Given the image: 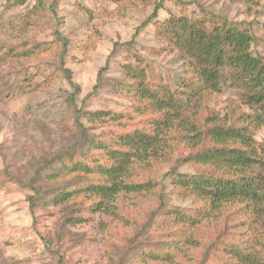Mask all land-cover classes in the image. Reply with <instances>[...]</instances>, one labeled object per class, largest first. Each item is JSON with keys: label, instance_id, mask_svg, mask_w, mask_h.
<instances>
[{"label": "trees", "instance_id": "1", "mask_svg": "<svg viewBox=\"0 0 264 264\" xmlns=\"http://www.w3.org/2000/svg\"><path fill=\"white\" fill-rule=\"evenodd\" d=\"M13 1L24 3L7 0ZM48 1L40 0L39 10H46ZM54 6L55 2L52 11ZM164 6L163 0L157 3L153 16L139 29L157 26V36L167 44L161 51L149 47L156 56L170 47L174 49L170 54L179 52L183 70L176 85L157 83L147 59L139 58L138 74L130 69L129 77L120 83L129 110L116 116L111 111L76 108L73 122L58 134L59 142L46 150L45 161L29 183L19 184L28 191L26 200L35 222L40 206L63 208L59 230L42 237L51 251L54 244L64 242L69 227L108 211L122 194L145 193L149 207L138 210L137 216L131 211L129 223L121 227L126 232L118 239L125 247L114 264H264V229L258 231L256 226L264 217V162L254 140L264 125V56L253 54V25L228 22L203 7L202 19L196 23L186 18L158 21ZM61 41L59 69L76 87V94L79 88L65 67L70 41ZM26 47L20 58L35 55ZM109 68L107 64L102 71ZM102 77L100 72L96 90L102 87ZM225 86L241 89V99L255 110L254 117L222 116L209 108L210 96ZM133 112L142 119L125 123ZM189 113H194L192 120L185 116ZM100 128L103 132L96 134ZM169 134L174 142L166 145ZM162 145L180 155L170 160L167 178L159 174L155 159ZM186 166L198 170L181 172ZM167 179L172 196L192 201L193 208L166 202ZM235 205H241L242 211L233 219L227 207ZM123 213L121 207L116 214L123 220ZM241 216L244 222L239 221ZM196 250L201 254L193 255Z\"/></svg>", "mask_w": 264, "mask_h": 264}, {"label": "rangeland", "instance_id": "2", "mask_svg": "<svg viewBox=\"0 0 264 264\" xmlns=\"http://www.w3.org/2000/svg\"><path fill=\"white\" fill-rule=\"evenodd\" d=\"M160 1L49 0L46 10H39L40 0H24L23 4L0 0V264H114L113 260L120 257L125 246L118 236L126 232L122 233L121 227L129 223L131 211L137 216L138 210L149 207L145 193L122 194L108 211L92 214L85 223L69 227L64 242L54 244L51 251L42 237L53 236L59 230L63 208L42 205L36 209L35 222L26 200L28 191L19 182L29 183L36 168L45 161L46 150L59 142L58 134L73 122L76 108L85 112L111 111L113 115L129 110L130 101L120 83L129 77L130 69L138 74L140 59H147L146 65L155 71L151 73L157 83L176 85L183 70L179 52L170 54L174 50L170 47L162 56H156L149 47L161 51L167 44L157 36V26L139 29L153 16ZM163 1L158 21L186 18L196 23L202 19L203 7L228 22L251 23L256 36L253 54L264 56V0ZM64 38L70 41L65 67L72 71L73 83L79 88L76 94V87L59 69ZM23 45L43 56L20 58ZM107 64L110 68L103 72ZM100 72L102 87L96 90ZM240 94V88L225 86L220 93L211 95L207 104L222 116L254 117L255 110L243 103ZM185 116L192 120L194 113ZM134 119L142 117L133 112L124 122ZM116 129L120 131L122 126ZM94 132L99 134L103 128ZM256 132L254 140L264 162V125ZM165 139L166 145L174 142L170 134ZM155 154L159 174L167 178L170 160L180 155L163 145ZM197 170L189 166L180 169L183 173ZM166 183L168 204L193 208L192 201L172 196L170 181ZM135 198H139L137 202ZM118 206L124 207L123 220L116 214ZM240 206L227 207L231 218L241 213ZM245 220L239 217L240 222ZM256 226L258 231L264 229V217ZM77 236L81 238L79 242L71 240ZM192 254L198 256L201 250Z\"/></svg>", "mask_w": 264, "mask_h": 264}]
</instances>
